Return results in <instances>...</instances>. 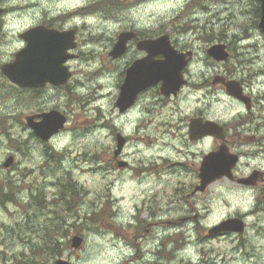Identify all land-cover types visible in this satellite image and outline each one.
<instances>
[{"label":"rangeland","instance_id":"obj_1","mask_svg":"<svg viewBox=\"0 0 264 264\" xmlns=\"http://www.w3.org/2000/svg\"><path fill=\"white\" fill-rule=\"evenodd\" d=\"M103 1L0 0V6L6 9L2 18L8 31H14L0 40V65L12 60L19 50L18 33L42 19H67L66 25L78 26L80 37L85 34L93 38V45L100 51L99 57L86 55V45L81 46V58L86 57L74 62L81 65V78L85 81L79 91L92 98L83 104L81 114L72 112L68 129L56 137L54 150L46 153L38 143L30 152L25 150L26 155L17 152L21 114L31 111L40 101L31 104L29 95L21 97L16 85L0 70V191L14 196V201H0V257L9 259L8 264H32L38 256L32 248L42 242L40 227L44 229L46 218L60 215L69 227L62 234L60 251L55 256H43L53 259L38 258L35 264H52L61 257L74 264H264V213L251 214L254 199L239 184L220 179L204 193L194 195L196 184L185 175H170V168L163 178H154L149 171L144 178V164H155L151 160L162 153L160 145L152 143L156 131L145 142L137 138L142 134L132 133L134 138L125 155L136 167L114 169L110 153H103V149L111 151L114 145L104 131L105 122H94L93 114L88 121L92 131L88 132L82 124L87 115L97 113L95 109L85 112L86 107L100 103L109 117L108 123L113 122L115 112L110 101L117 94L126 60L112 62L107 52L112 39L131 27L151 32H185L178 36L180 41L195 47L203 45V34L219 42L217 38L225 33L232 47L227 68L242 69L239 59L257 55L259 60L254 67L264 71V36L255 12L259 0ZM240 53L245 56L239 57ZM97 69L101 71L98 76L93 73ZM99 82L104 89L99 90ZM97 96H105L104 103L96 100ZM224 100L223 94L216 98L217 113L224 111ZM228 105L231 107L227 108V115L229 110L233 113L240 109L238 104L230 105L227 98ZM167 109L155 116L153 129L161 127L159 123L165 118L179 121L180 114ZM117 120L118 124L132 127L130 119ZM11 154L15 155V163L5 168ZM237 171L239 175L240 168ZM70 180L80 195L74 197L73 210L61 198ZM37 193L45 195V208L34 207L32 194ZM148 208L151 214L145 211ZM241 213L246 214L247 221L243 234H208L212 226ZM156 218L160 219L155 225ZM75 234L85 238L81 249L71 247Z\"/></svg>","mask_w":264,"mask_h":264},{"label":"flooded vegetation","instance_id":"obj_2","mask_svg":"<svg viewBox=\"0 0 264 264\" xmlns=\"http://www.w3.org/2000/svg\"><path fill=\"white\" fill-rule=\"evenodd\" d=\"M66 20L42 19L33 25L43 24L49 28H57L59 30L75 29L74 38L65 42L69 48L64 53L67 55L73 54L75 57L65 62L69 67L71 77L64 84L54 85L51 82H47L41 87H22L16 85L21 97L29 95L28 100L31 104L35 100L40 101L38 106L31 111L21 114L17 125L18 153L26 155L25 150L30 152L35 143L41 145L45 153L54 150L56 137L68 129V125L74 117L72 112L81 114L83 104L92 98L91 94L82 96L79 91L80 85L85 84V81L81 78L79 69L81 65L76 63L86 57L81 58L83 54L80 50L83 44L86 45L83 48L86 55L97 54L96 57H99L100 51L93 45V38L81 34V39L79 27L66 25ZM0 24V40L5 34H13L14 31L12 33L8 31L5 19H1ZM29 28L27 27L21 31L22 33H18V37L21 39L19 50L23 49L26 45L21 35ZM127 30L133 31V37L127 42V50L118 58L110 55V51L119 40L120 32L117 34V37L112 39L107 52L108 58L112 62L126 60L125 70L118 85L117 94L110 101L113 112H115L112 115L113 122L111 124L108 123L109 117L104 113V107L100 103L94 106L90 104L86 107L85 112L95 109L97 113L94 112L87 115V119L82 123L86 125V129L90 132L93 130L92 125H89L88 122L91 119V115L94 114V122H105L104 131H107L108 136L112 137V144L114 145L111 147V151L103 149V153H110L112 168L120 170L136 167L135 164H131L126 158L127 155H125L126 147L130 144L131 139L134 138L131 134L135 132L142 134V136L138 135L137 138L139 137V139L145 142L149 140L151 133L156 131L157 134L154 135L156 138L152 139V143H154V146L160 145L159 150L162 153L156 154L157 156H154L151 160L155 164H144L147 168V170L143 171L144 178L147 177L145 174L147 171L154 174V178H163L166 173L165 170L167 171L170 168V175H185L191 183L197 184L201 182L200 168L205 156L215 151L220 145L225 144L230 152L239 155V166L237 169L240 168L241 170L238 175L236 169L234 178L229 181L239 184L246 195L251 194L254 199V208L251 210V214L264 213V79H259L264 75V71L262 68L254 67L255 63L259 60L256 57L257 55L239 59L242 69L232 70L227 68V62L231 60L232 47L227 42V34L225 33L224 35H220L219 42H222L226 46V51L230 52V57L223 62L217 61L209 54L210 46L216 41L213 36L206 37L203 34L200 37L203 45L195 47L180 41L181 38L178 36L185 35V32H151L135 27ZM165 35L169 36L171 45L178 52L186 54L185 59H188V61L183 70V78L186 82L177 92H173L170 95L162 92V82L146 87L137 94L132 105L127 110L121 111L118 100L127 68L137 61L145 60L150 55L149 51L143 48L144 40L157 39ZM102 43L105 44L104 40ZM240 56H245V53L239 54ZM164 59L165 55L162 53L154 56L155 61H162ZM88 60L91 61L93 58L90 56ZM74 62L76 63L74 64ZM104 69L107 68L104 67ZM93 73H96V76H98L101 74V71L97 69ZM90 76L94 77L93 74ZM230 82L233 83V87L228 86ZM98 85L99 90L105 88L101 82ZM49 90L51 94L46 95ZM221 94L225 96L224 111L217 113L216 98ZM104 98L105 96H97L96 100L102 99L101 102L104 103ZM227 98L230 101V105H240V109L233 113L229 110V115H227V108L231 106H227ZM43 101H51L53 104H46ZM55 109L67 116V123L60 132L45 140L37 135L32 124L41 122L45 112ZM166 109L167 111L170 110L171 113L174 112L175 115L180 114L179 121L172 122L168 118H165L159 123L161 127L153 129L151 125L155 116L161 115L162 111ZM183 115H185L187 120H184ZM192 118H201L204 123L208 120L218 122L224 127V136L221 138L216 137L213 133H208L202 138L193 139L190 128V120ZM117 119L121 121L130 119L132 127L128 128L124 124H118ZM100 132L102 134L103 131ZM120 140L123 142L121 148H119ZM201 148L202 150H200ZM46 157L48 161L50 154L46 155ZM161 168L163 170L160 171ZM159 172L162 173L158 174ZM145 211L151 214L150 208ZM244 216L246 218V214ZM136 219L139 223L138 216ZM157 219L160 218H156L155 225L159 224ZM0 258L5 259L2 264L9 263V259L7 260L6 257Z\"/></svg>","mask_w":264,"mask_h":264},{"label":"water","instance_id":"obj_3","mask_svg":"<svg viewBox=\"0 0 264 264\" xmlns=\"http://www.w3.org/2000/svg\"><path fill=\"white\" fill-rule=\"evenodd\" d=\"M3 8L0 7V16ZM259 27L264 34V0H261V18ZM74 31L60 32L56 29H49L43 25L37 26L25 32L23 37L28 41L27 46L15 54V60L2 65L1 69L5 75L15 84L22 87H40L47 82L61 85L71 77L68 67L64 66L70 55L64 54L67 45L66 41L73 39ZM132 32H124L120 35L119 41L111 52L113 57L121 56L127 50V42L132 38ZM62 42V44H61ZM144 47L150 55L141 61H137L127 70V76L122 86L118 105L121 111L132 105L137 94L144 88L162 82V92L170 95L177 92L186 82L183 78V70L187 65L186 54L178 52L170 44L168 35L157 39L146 40ZM163 53L165 59L155 61L154 56ZM190 54V53H189ZM209 54L218 60L228 59L229 53L223 44L213 45L209 49ZM233 83H228L232 86ZM237 95V93H235ZM44 119L38 124H32L36 133L48 139L53 134L58 133L65 125L66 117L53 110L43 114ZM191 137L199 139L208 133H213L216 137L224 136V128L215 121L208 120L205 123L202 119H192ZM120 139V138H119ZM122 140L119 148L122 147ZM239 157L237 154L229 152L226 145H221L216 151L206 155L201 166V182L195 187V192L205 191L212 182L223 178L233 177V169L237 165ZM14 162V156L4 163L5 167H10ZM245 222L240 217H231L223 220L219 224L209 229L210 235H217L226 232H243ZM84 238L75 235L72 238V247L79 249L83 246ZM55 264H73L70 260L59 258Z\"/></svg>","mask_w":264,"mask_h":264},{"label":"trees","instance_id":"obj_4","mask_svg":"<svg viewBox=\"0 0 264 264\" xmlns=\"http://www.w3.org/2000/svg\"><path fill=\"white\" fill-rule=\"evenodd\" d=\"M108 3H114L116 0H107ZM118 1V0H117ZM212 1H223V0H212ZM256 16L259 17L260 8L259 6L255 9ZM74 194V195H73ZM66 197H65V196ZM75 195H79V190L76 187V184L74 181L70 180L67 185H65V190L63 191V195L61 198L68 201L67 205L69 206V210H73V201L75 200ZM80 196V195H79ZM72 197V200L70 199ZM14 199V196L10 194L4 195L2 191H0V201H11ZM33 200L35 202L34 207L39 208H45L47 204V199L45 195L41 193L33 194ZM14 201V200H13ZM58 213V211H56ZM47 222L43 229V227H40V230L42 232V235L40 238L42 239V242L39 243L36 247L32 248L33 251L38 254V256H35L36 259L32 261V264H35L38 262V258H52L53 257H43V256H55L56 253H58L63 245L61 238L63 237V232L67 231L66 226L68 227L67 221L60 216V215H54L46 218ZM69 228V227H68ZM33 252V253H34Z\"/></svg>","mask_w":264,"mask_h":264}]
</instances>
